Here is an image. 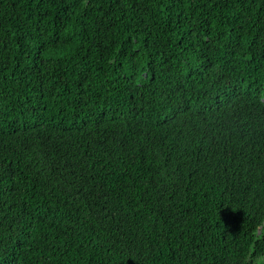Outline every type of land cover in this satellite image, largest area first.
Masks as SVG:
<instances>
[{"label":"trees","instance_id":"16d2710c","mask_svg":"<svg viewBox=\"0 0 264 264\" xmlns=\"http://www.w3.org/2000/svg\"><path fill=\"white\" fill-rule=\"evenodd\" d=\"M264 0H0V264H262Z\"/></svg>","mask_w":264,"mask_h":264},{"label":"clouds","instance_id":"9594fccd","mask_svg":"<svg viewBox=\"0 0 264 264\" xmlns=\"http://www.w3.org/2000/svg\"><path fill=\"white\" fill-rule=\"evenodd\" d=\"M262 264H264V262H262Z\"/></svg>","mask_w":264,"mask_h":264}]
</instances>
